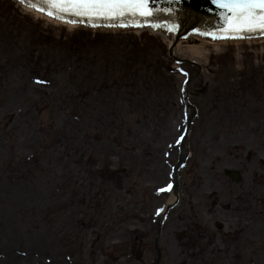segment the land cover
<instances>
[{
	"label": "rangeland",
	"instance_id": "obj_1",
	"mask_svg": "<svg viewBox=\"0 0 264 264\" xmlns=\"http://www.w3.org/2000/svg\"><path fill=\"white\" fill-rule=\"evenodd\" d=\"M77 32L167 51L148 31L68 30L0 0V264H155L157 236L160 264H264V42L190 38L176 57L197 47L198 73L166 56L130 85L116 57L100 90V67L84 81L66 51Z\"/></svg>",
	"mask_w": 264,
	"mask_h": 264
},
{
	"label": "snow or ice",
	"instance_id": "obj_2",
	"mask_svg": "<svg viewBox=\"0 0 264 264\" xmlns=\"http://www.w3.org/2000/svg\"><path fill=\"white\" fill-rule=\"evenodd\" d=\"M173 0H168L172 3ZM213 4L222 10V25L218 29L221 38L243 39L244 34L257 31L264 32V0H212ZM21 5L35 8L37 11L46 12L48 16H54L61 19L64 16L77 17L88 20H125L132 18H143L147 20L154 16L153 10L149 7L150 0H40V3L34 0H19ZM43 5H47L45 8ZM54 9L55 11L48 10ZM168 11L169 15L172 13ZM70 23H76L75 20H69ZM137 26H143L137 25ZM149 27H164L168 31H175L176 25H157L148 24ZM202 35H212L217 38L216 33H200ZM182 75H187L181 70ZM37 84L47 83L46 81L36 80ZM186 83V82H185ZM183 91V89H181ZM181 140L183 137L180 138ZM180 141L178 140L177 143ZM172 188L168 184L166 188H161L158 192H164ZM163 209L157 210L159 215Z\"/></svg>",
	"mask_w": 264,
	"mask_h": 264
},
{
	"label": "trees",
	"instance_id": "obj_3",
	"mask_svg": "<svg viewBox=\"0 0 264 264\" xmlns=\"http://www.w3.org/2000/svg\"><path fill=\"white\" fill-rule=\"evenodd\" d=\"M79 36V37H78ZM78 38V39H76ZM46 47L53 45L52 40L45 39ZM36 44L39 40L36 38ZM43 45V44H42ZM150 47L157 54L147 59L143 56L145 49ZM66 51L71 52V57L74 59L75 64L79 66V70L82 68L84 73L82 80H88L92 78L90 68L100 67V73L102 75V81L98 84L100 90L107 89L110 78L108 77L112 70L110 69L113 58L119 57L122 62L121 70L124 73L123 78L130 81L129 85L137 78L138 71L155 69L157 66H163L162 62L158 63L159 59L164 57V49L161 45L153 46L146 42L130 41L119 48L111 46L104 40L98 39V35L91 37L89 34H74L66 43ZM139 76V75H138ZM250 79H248V82ZM250 85H253L249 82ZM85 85H90L86 82ZM245 85H248L247 83ZM94 90V89H92ZM87 109V108H85Z\"/></svg>",
	"mask_w": 264,
	"mask_h": 264
},
{
	"label": "water",
	"instance_id": "obj_4",
	"mask_svg": "<svg viewBox=\"0 0 264 264\" xmlns=\"http://www.w3.org/2000/svg\"><path fill=\"white\" fill-rule=\"evenodd\" d=\"M36 3H40V0H34ZM47 8V5H43ZM149 7L153 10L154 16L148 19H157L159 17H166L169 14L168 11H164L166 8H173L171 13H180L181 11L177 10L179 8H183L187 10L186 16L182 19V23L180 24V31L177 34L176 41L178 38L185 36L187 32L192 29V27L196 26L198 22H203L202 19H210L212 21V25H210V29L219 28V24L223 23L221 19L222 10L217 8L212 0H173L172 3H168V0H150ZM55 11L54 9H48ZM37 13V12H35ZM39 14V13H37ZM173 14L169 15V18H172ZM191 16L193 18H191ZM139 18V17H138ZM189 19H194L193 23ZM171 54V53H170ZM225 175L235 180V182H239L240 175L237 172H231L228 170L224 171ZM160 252L158 251V255ZM158 261V260H157Z\"/></svg>",
	"mask_w": 264,
	"mask_h": 264
},
{
	"label": "bare ground",
	"instance_id": "obj_5",
	"mask_svg": "<svg viewBox=\"0 0 264 264\" xmlns=\"http://www.w3.org/2000/svg\"><path fill=\"white\" fill-rule=\"evenodd\" d=\"M23 11L28 14V15H32L34 18L37 19H41L43 21H45L46 23H50L53 25H57V26H62L67 28L68 30H73L76 27L72 26V25H68V24H61V23H57L54 20L50 19V18H45L43 17L41 14H37L35 13V11H32L30 9H23ZM192 17V16H191ZM193 18V17H192ZM196 41H202L201 39H199L198 37H194L193 38ZM164 40L167 42V46L169 47L171 53L173 56H176L177 52H178V48L179 45L182 44L181 42H177L175 43L171 38L167 39L166 37L164 38ZM225 42H207V45H212V46H216L218 44H224ZM186 54L187 57H190L191 59H193V61L197 62L196 58H199L200 56V52L198 51L197 47L194 46H184L181 50H180V54ZM176 199V196L173 192L170 193L169 199L167 200V205H170L171 203H173V201ZM162 220V217H160V221Z\"/></svg>",
	"mask_w": 264,
	"mask_h": 264
},
{
	"label": "flooded vegetation",
	"instance_id": "obj_6",
	"mask_svg": "<svg viewBox=\"0 0 264 264\" xmlns=\"http://www.w3.org/2000/svg\"><path fill=\"white\" fill-rule=\"evenodd\" d=\"M221 229V227H219Z\"/></svg>",
	"mask_w": 264,
	"mask_h": 264
}]
</instances>
